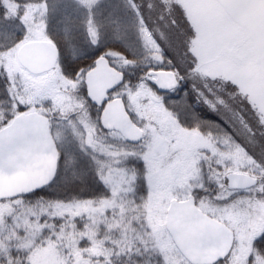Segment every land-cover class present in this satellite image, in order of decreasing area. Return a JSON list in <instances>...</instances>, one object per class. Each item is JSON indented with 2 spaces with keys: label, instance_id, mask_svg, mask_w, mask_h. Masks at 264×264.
Returning a JSON list of instances; mask_svg holds the SVG:
<instances>
[{
  "label": "snow or ice",
  "instance_id": "1",
  "mask_svg": "<svg viewBox=\"0 0 264 264\" xmlns=\"http://www.w3.org/2000/svg\"><path fill=\"white\" fill-rule=\"evenodd\" d=\"M2 2L0 264H264V3Z\"/></svg>",
  "mask_w": 264,
  "mask_h": 264
},
{
  "label": "rangeland",
  "instance_id": "2",
  "mask_svg": "<svg viewBox=\"0 0 264 264\" xmlns=\"http://www.w3.org/2000/svg\"><path fill=\"white\" fill-rule=\"evenodd\" d=\"M115 2L119 3L121 8H124L126 6L125 0H115ZM214 2V0H135V3L143 8L144 14L148 18L149 27H151L152 32L157 36H159L161 32L167 31V21L158 22L155 19L156 13L159 11L162 4L172 5L174 3H180L183 7H185L186 11H188L190 14L192 13V15L196 18H213L218 15V11L217 9L209 7L208 5ZM150 8L152 10L151 16L149 15ZM68 14L72 16V19L79 27H83L85 21L87 20V12H85L83 9L76 11L75 5H72L68 9ZM97 19L99 20L100 18L98 17ZM127 21L132 35L135 36V18H133L130 13L128 15ZM145 39H151V36L148 35L147 32H145ZM249 45L250 52L254 54V50L252 49L253 46L250 40ZM246 77L249 80L250 84L256 88L257 93L264 91V88L260 87V82L264 79L260 74L255 61H250ZM13 207L16 206L13 205ZM22 212L23 209L17 208V215H20ZM113 234L109 235L113 236ZM121 264L124 263L121 262ZM150 264H155L154 258L151 260Z\"/></svg>",
  "mask_w": 264,
  "mask_h": 264
},
{
  "label": "water",
  "instance_id": "3",
  "mask_svg": "<svg viewBox=\"0 0 264 264\" xmlns=\"http://www.w3.org/2000/svg\"><path fill=\"white\" fill-rule=\"evenodd\" d=\"M215 1V0H214ZM264 3V0H259ZM247 19V37L251 41L254 53L257 47V35L261 21H264V7H255L248 9L245 13ZM261 73V72H260ZM262 75V74H261ZM263 79H264V75ZM27 177L16 174L14 176L0 175V196H8L25 186Z\"/></svg>",
  "mask_w": 264,
  "mask_h": 264
},
{
  "label": "trees",
  "instance_id": "4",
  "mask_svg": "<svg viewBox=\"0 0 264 264\" xmlns=\"http://www.w3.org/2000/svg\"><path fill=\"white\" fill-rule=\"evenodd\" d=\"M0 6H4L2 0H0ZM112 234H113V233H112ZM115 235H116V234H113V236L111 235V237L115 238ZM126 259H127V258H123V260H122L121 262L124 263V261H126ZM136 259H137V261H138V264H144V261L148 260V257H147V256H142V257H138V258H136ZM150 262H151V261H150ZM150 262H149V264H150Z\"/></svg>",
  "mask_w": 264,
  "mask_h": 264
},
{
  "label": "flooded vegetation",
  "instance_id": "5",
  "mask_svg": "<svg viewBox=\"0 0 264 264\" xmlns=\"http://www.w3.org/2000/svg\"><path fill=\"white\" fill-rule=\"evenodd\" d=\"M190 11V10H189ZM191 12V11H190ZM191 15H192V13H191ZM193 16V15H192Z\"/></svg>",
  "mask_w": 264,
  "mask_h": 264
}]
</instances>
